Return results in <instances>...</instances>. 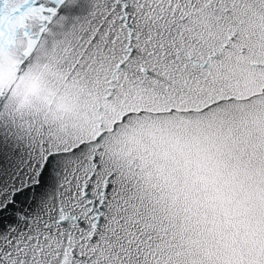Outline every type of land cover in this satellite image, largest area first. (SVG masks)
<instances>
[{
  "label": "snow or ice",
  "instance_id": "1",
  "mask_svg": "<svg viewBox=\"0 0 264 264\" xmlns=\"http://www.w3.org/2000/svg\"><path fill=\"white\" fill-rule=\"evenodd\" d=\"M0 264H264V0H0Z\"/></svg>",
  "mask_w": 264,
  "mask_h": 264
}]
</instances>
